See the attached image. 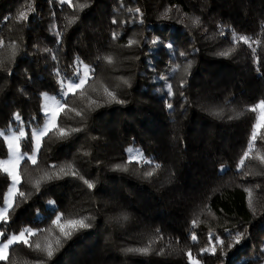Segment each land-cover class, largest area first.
<instances>
[{"label": "trees", "instance_id": "obj_1", "mask_svg": "<svg viewBox=\"0 0 264 264\" xmlns=\"http://www.w3.org/2000/svg\"><path fill=\"white\" fill-rule=\"evenodd\" d=\"M22 11L27 20L16 19ZM0 38V160L10 152L3 132L21 129L15 113L28 137L20 138L22 151L31 153L33 130L47 116L41 94L67 105L58 127L42 137L37 164L28 156L19 163L14 211L0 231L51 226L60 235L52 226L59 213L95 218L60 245L47 231L30 236L33 245L51 240L58 249L51 258L16 244L0 264H264V127L256 128L264 101V0H0ZM157 38L163 43H152ZM129 39L139 43L128 46ZM77 58L94 71L83 89L62 96L59 81L76 80ZM59 128L70 135L59 138ZM68 165L95 188L71 175L44 179ZM3 169L0 207L11 183ZM121 213L129 219H118ZM226 230L246 238L228 248L234 240ZM210 231L225 241L226 256L219 248L216 255L201 253ZM143 247L151 251H124Z\"/></svg>", "mask_w": 264, "mask_h": 264}, {"label": "snow or ice", "instance_id": "obj_2", "mask_svg": "<svg viewBox=\"0 0 264 264\" xmlns=\"http://www.w3.org/2000/svg\"><path fill=\"white\" fill-rule=\"evenodd\" d=\"M62 2H63V0H62ZM69 2H70V0H69ZM81 7H84V5H81ZM128 11L132 12L133 10L129 9ZM167 11L168 10H166V12L164 14H162L164 16V18H168L167 17ZM135 12L140 13V9L139 8L135 9ZM5 19H7V17H5ZM16 19L23 21V20H27L28 16L25 12L22 11L18 14ZM115 22L116 21L114 20L113 23H115ZM68 23L69 24L74 23V20H69ZM199 23H200L199 18H196L193 20V24L198 25ZM112 35H113L114 39L117 36L116 33H113ZM233 39H239L240 41H243L245 44H248L249 40H250V38L246 37V36H239V37L233 36ZM157 42L163 43L162 41H159V38H157L156 41H152V43H157ZM138 43L139 42L136 40L129 39L128 46H131L133 44H138ZM3 45H4V40L2 38H0V46H3ZM167 47L170 50L173 48L171 43H169L167 45ZM13 48H15L14 44H13ZM45 51H48V50H45ZM179 55L186 57L188 54L185 52H179ZM219 55L227 57L230 55V51H222L219 53ZM103 59L107 60L108 63L113 62V58L111 56L104 57ZM191 63H192L191 60H189L185 71H187V69H190ZM80 64H83V62L79 61V59L77 58L75 65H73V67H74L73 76L75 77L76 82L68 83L67 87L65 88L64 79L63 78L60 79L59 86H60V94L62 96H67L70 92L75 93L76 90L83 89V87H84V85H85V83L89 77V73L94 71L90 65L83 64V71L81 72V70L79 68ZM2 65H3V62L0 61V66H2ZM176 67L179 68V65H177ZM173 71H175V69H173ZM55 74L57 76H60V70L58 68L56 69ZM125 83H127V81H125ZM185 84H186V81H181L180 84L178 85V87L181 89V91L179 92V95L181 97H183V89L185 87ZM105 92H107V94L109 96H112V97L115 96L114 93L108 92L107 89H105ZM41 95L44 97H47L48 93H42ZM168 95L169 96L174 95V93L172 92V86L171 85H168ZM58 103H59V101H58ZM66 106H67L66 103L61 104L59 108H57L56 110L51 112V117L48 120L47 124H45L42 128L38 125L37 128L33 130L34 145L32 147V154L30 156L28 155V153L20 152L18 144L15 147H13V145L11 143H9L8 147L10 149H12L13 155L17 158H20V159H23L25 156H28V158L31 160L32 164H34V165L37 164L36 154L40 151L41 143H42V137L48 135V133L51 130L56 129L58 127L57 123H56L57 118L59 117L60 113L62 111H64ZM166 106L169 109L173 108V105L171 103L167 104ZM259 106L261 109H264V101H260ZM252 110L255 111V108H253ZM43 111L45 112V115L48 114V109L46 106L43 109ZM213 114L216 116H222V112H216ZM77 115H80V113H77ZM231 118L232 117H229V119H231ZM14 119L17 122H21V130L19 131V137L17 139L25 138V140L27 141L28 140L27 134L25 133V131H23V125H22V119L23 118L20 116L19 113H15ZM34 121H35V118H32L31 120H29V124H32ZM261 121H262V123L257 124L256 128L264 127V115H262ZM77 131H80V129H73V132H77ZM67 135H70V133H68L64 128H59V138L63 139ZM251 139H252V141H255L257 139V132L255 130L252 133ZM249 147H251V144L249 145ZM128 151L132 152L133 150L128 149ZM248 156H249V152L245 151L243 153V156L241 157V159L239 161V166L242 167L244 165L245 158H248ZM260 159L262 162H264V156L260 157ZM4 163H5L4 161H0V164H4ZM147 163L152 164V161L149 160V161H147ZM52 167H57V166L53 165ZM155 167L158 168L160 166L155 165ZM3 170L5 173L9 172L8 167H4ZM115 170L128 171V167L126 165H124V166L116 165ZM61 174L63 176L71 175L73 177H77L78 179L82 180L83 183L89 189L95 188V184L93 182L84 179L83 176H80L78 171L74 170L73 166H71V165H68V170H65V167H63V166H60L59 172L56 173L55 176L48 175L47 173H45L44 179H46V180H52L53 178L59 179V178H61ZM143 175L145 178L151 177L153 175V172L152 171L145 172ZM11 181H12L13 186H15L20 181V176L17 174V172L14 169L11 172ZM39 183H40L39 181L36 182L37 189L39 187ZM249 193H250V190H249ZM10 195H11V193H10ZM20 196L24 197V193L21 192ZM47 203L49 205H54L55 201L49 200V201H47ZM10 209H12L14 211L13 204H12L11 200H8L3 207H0V222H3L5 224L8 223V221L10 219V217H9V210ZM37 214H39L38 210H37ZM93 219H95V218L94 217L67 218V217H65V215L63 213H59L55 216V219L52 221V226H55L56 228L59 229L60 235H55L54 233H52L51 232V226L49 229H32L29 227H25V228H22L18 232V234H7L6 235V233L0 231V237H5L4 239L0 240V262H7L9 260L8 250H9L10 246H13L16 244H22L26 247L33 248L34 251H37V252H44L48 258H51L54 255V251H56L58 249L53 248V244H52L51 240H49L48 237L45 238L48 241L45 246H42L41 243H39V242H37L33 245L32 243H30L29 237L36 235L38 232L47 231L51 235H55V243L57 245H60V241H61L62 237L63 238H71V235L73 234V232L79 231L81 229L91 228L92 224L90 222H86V221L93 220ZM118 219L127 221L129 219V216L127 213H121V215H120V217H118ZM192 224H193V227H196V221L195 220L192 221ZM69 226L71 228L70 231L66 230V227H69ZM226 231H228L229 237L234 240V244L229 243L227 245L228 248H232L235 245H239L241 243V241L246 238L245 233H237L235 237H232L231 231L230 230H226ZM208 236H209V247L202 248L200 250L201 253H208L211 255H216L217 248H219L220 252H221V256L222 257L226 256L227 253L223 251V249L225 247V241L211 231L209 232ZM213 237H215L214 243H213ZM191 239L196 240L197 237L193 234L191 236ZM124 251L126 253L148 254L151 251V249H150V247L128 248V249H125ZM188 256L190 259H192L191 251L188 252ZM40 264H42V262H40ZM192 264H200V261L192 259Z\"/></svg>", "mask_w": 264, "mask_h": 264}, {"label": "rangeland", "instance_id": "obj_3", "mask_svg": "<svg viewBox=\"0 0 264 264\" xmlns=\"http://www.w3.org/2000/svg\"><path fill=\"white\" fill-rule=\"evenodd\" d=\"M72 82H76V80L75 81H72ZM68 83H70V81H65L64 82L65 88L67 87ZM58 101H59V103H58ZM44 102H45V106L48 109V114L46 116V120H45V123H44V125H45V124H47L48 120L51 117V112L54 111V110H56L57 108H59L60 105L63 103V100L60 97H57V96H55L53 94H49L48 93V96L47 97H44ZM262 115H264V109H261L260 106H259V120H258V123L257 124H261L262 123V121H261ZM20 130L21 129H14V128H12V129H10L7 132H3V134L5 136L7 145H9V143H11L13 145V147H15L18 144L19 145L20 152H23L22 151V148H21V145H20V138L17 139L19 137V131ZM23 131H25V130L23 129ZM31 154H32V152L31 153H28L29 156ZM36 156H37V154H36ZM21 160L22 159L15 157L13 155L12 149H10L9 154L7 156H5V157H2L0 161H4L5 162L4 164H1V165H2L3 168L4 167H8L9 174H10V177H11V172H12L13 169L20 176V173H19V163L21 162ZM20 178H21V176H20ZM18 184H19V182L15 186H13L12 181H11V183L9 185L8 192H7V201L8 200H11V202H12V199H13L15 193L18 190ZM10 193H11V195H10ZM0 240H2L1 237H0Z\"/></svg>", "mask_w": 264, "mask_h": 264}]
</instances>
